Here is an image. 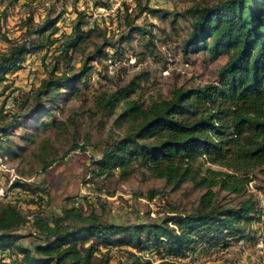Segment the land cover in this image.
<instances>
[{
    "label": "trees",
    "instance_id": "trees-1",
    "mask_svg": "<svg viewBox=\"0 0 264 264\" xmlns=\"http://www.w3.org/2000/svg\"><path fill=\"white\" fill-rule=\"evenodd\" d=\"M145 12L158 14L148 6L141 8L139 14ZM183 15L191 19L181 46L186 59L200 53L212 61L225 56L216 83L198 88L177 87L167 99L151 98L144 102L132 98L141 82L147 80L140 74L113 93L96 97L95 105L108 109L109 113L121 104L118 119H130L131 124L90 165L98 177L112 176L118 171L125 179L139 166L149 176L163 179L174 188L195 182L205 188L198 207L189 214L149 223L121 224L108 221L93 210L85 214L81 206H64L50 221L40 217L31 221L29 237L38 236L39 242L26 248L18 242L24 238L19 232L29 224L28 220L15 206L0 204V264H7L1 258L5 252L10 264H150L134 250L182 257L201 246L226 247L231 242L256 239L250 227L260 219L257 201L245 192L252 180L238 173L264 163V0H223L189 9ZM58 19L46 20L29 35L39 39L53 35ZM88 26L85 14L78 13L70 34L61 42L66 58L90 38L92 29ZM127 26L130 31L116 42L104 40L95 46L78 72L42 81L24 115L14 116L10 121L0 116V158L20 155L21 147L11 145L14 129L26 125L45 127L44 119L53 124L55 117L51 113L58 109L60 97L64 93L78 95L79 85L95 72L92 66L95 62L111 49L119 56L122 44L129 42L134 32L148 33L144 28H131V23ZM148 45H154L152 40ZM42 47L43 44L30 48L21 43L0 53V82L6 81L25 55ZM20 138L25 143L33 140L31 134ZM205 163L229 172L207 168L204 176H200ZM12 185L21 192L31 189L21 181ZM213 188L237 194L240 201L230 207L215 204ZM157 195L152 191L149 198ZM166 206L167 202L162 209ZM117 253L124 258L114 260Z\"/></svg>",
    "mask_w": 264,
    "mask_h": 264
},
{
    "label": "rangeland",
    "instance_id": "rangeland-1",
    "mask_svg": "<svg viewBox=\"0 0 264 264\" xmlns=\"http://www.w3.org/2000/svg\"><path fill=\"white\" fill-rule=\"evenodd\" d=\"M95 1L92 0L93 4ZM98 1L104 3V0H97L96 3ZM219 1L223 0H111L118 6L114 14L94 13V19H90L88 26L92 29L90 38L66 58L61 42L70 34L78 13L90 16L87 0H0V53H6L16 44L27 43L30 48L43 44L42 48L29 54V61L23 68L19 65L6 76L5 82H0V116L5 117V121L22 116L29 110L42 81L78 72L95 46L101 45L104 40L116 42L127 34L130 31L127 23H131V28L136 26L148 32H134L130 41L120 48L119 55L134 56L135 65H125L114 77H109L100 62L97 65L94 63L92 66L100 70V75L92 71L89 79L79 85L78 95L67 96L64 93L65 96L60 97L58 109L51 113L55 117L53 124L44 119L45 127L26 125L11 132V145L20 146L21 150L17 157L0 158V190L5 192L10 188L7 191L9 199H0V204L15 206L28 220L29 224L19 232L24 238L18 244L32 248L39 239L38 236L29 237L31 221L38 217L50 221L60 214L64 206H68V202L79 198L85 214L93 210L106 220L121 224L149 223L195 211L205 192V188L198 187L195 182H186L174 188L163 179L149 176L145 168L139 166L134 167V172L125 179L118 171L112 176H96L89 157L100 156L107 145L126 132L131 120L118 119L121 104L109 113L108 109L95 105V98L113 93L140 74H144L147 80L141 82L139 91L132 98H140L144 102H149L151 98L167 99L177 87L187 89L215 84L225 56L212 61L200 53L186 59L181 46L191 23V19L183 14L189 9L214 5ZM145 6H150L158 14H139ZM63 15L68 18V25L61 23L56 29V24L53 29L57 31L53 35L41 39L29 35L46 20H55ZM172 22L175 24L171 25ZM150 40L154 44L151 47L148 45ZM164 70L168 71L166 75L162 73ZM26 134L33 136L32 142H22L20 137ZM78 149V154L72 153ZM207 168L229 172L215 164L205 163L200 176H204ZM39 172L43 173L40 179L37 177ZM238 174H245L252 180V187L245 188V192H253L254 199L259 194V198L264 196V163ZM12 175L24 180L36 178V182L26 183L31 189H23L18 194L13 185L8 187ZM33 189L36 193L31 192ZM212 190L215 204L230 207L240 201L237 194L219 188ZM152 191L166 199L167 206L162 209L164 216L151 217L148 214L150 207L146 202L152 200L149 198ZM250 228L253 235L259 234L257 223ZM234 246H228L229 256L223 259L188 264H264L252 242L244 241L242 248ZM120 258L124 256L115 254L114 260Z\"/></svg>",
    "mask_w": 264,
    "mask_h": 264
},
{
    "label": "built area",
    "instance_id": "built-area-1",
    "mask_svg": "<svg viewBox=\"0 0 264 264\" xmlns=\"http://www.w3.org/2000/svg\"><path fill=\"white\" fill-rule=\"evenodd\" d=\"M88 1V9L89 11H91V13H89L90 16H86L88 22L90 21V19H94V13H98L100 15H113L114 12L117 10V4L116 6L114 4L111 3V0H104V3L99 5L98 2L93 4L92 0H87ZM165 2H168L170 0H163ZM150 7V6H149ZM83 10V9H82ZM64 24V25H68V18L65 17V15H63L62 17L60 16V18L58 19L57 22V29H59L60 24ZM28 54L24 56L22 62L19 64L20 66H22V68L25 66V64L28 63L29 59H28ZM104 68V72L109 76V77H114L116 75V73L125 65L128 66H133L136 64V60L134 58V56L132 55H127V54H122L119 56H115L113 54V51H107V55L103 58L100 59L99 61ZM99 62H95V64L97 65ZM163 75H166L168 73L167 70H164ZM95 74L100 75V70H97L95 68ZM80 152V149L73 151L72 153L74 154H78ZM85 153V152H84ZM102 155V154H101ZM100 156L97 157H92L90 156L89 159L90 161L93 160H97L101 158ZM43 176V173L37 175V177L40 179V177ZM37 178V180H38ZM24 182V183H35L36 182V178H30V179H20L19 177L12 175L9 179V186L11 187L12 183L14 181H20ZM252 183L250 182L247 186L246 189H248V187H252L251 186ZM10 188H8V190H5V192H3V190H0V199H9L10 197V193L7 191ZM251 189V188H250ZM248 191V190H247ZM16 193L21 194V191L19 189H16ZM247 193V192H246ZM253 192L247 193V194H251ZM258 193V192H257ZM260 196V194H259ZM259 196H256V201H257V209L259 210V221L257 222V225L260 228V232L259 234L256 236V239L252 242V245L254 247V250L257 254L261 255L263 260H264V196H262V198ZM166 203V199L164 196H155L154 198H152V200L147 201L146 204L148 205V207H150L149 210V215L151 217H154L156 215L161 216L163 215V213L161 212H157V211H161V209L163 208V206ZM82 205V202L79 199H75L72 202L68 203L69 207H75L78 208L79 206ZM170 226L171 223L169 224ZM244 241L247 242V240H240V241H236V242H231L228 246H231L233 244H235V248H242L244 246ZM228 246L226 247H222V246H201L199 249H197L194 252H190L188 254H186L185 256L182 257H175V256H164V255H160V256H156V254L154 252H142L139 250H134V253L140 257H142L145 260H149L150 264H158L161 261H168L174 264H188V263H202V262H209V261H214L216 259H219L221 257V259H223V257L229 256V254L227 253L228 251ZM232 248V247H231ZM1 258L3 259V261L5 263L9 262L8 259V253L5 252L1 255ZM8 264V263H7Z\"/></svg>",
    "mask_w": 264,
    "mask_h": 264
}]
</instances>
